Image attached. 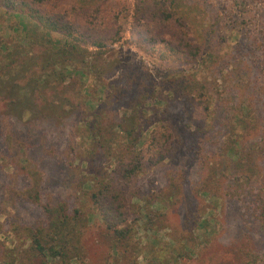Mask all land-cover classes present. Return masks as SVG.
<instances>
[{
    "label": "rangeland",
    "instance_id": "obj_1",
    "mask_svg": "<svg viewBox=\"0 0 264 264\" xmlns=\"http://www.w3.org/2000/svg\"><path fill=\"white\" fill-rule=\"evenodd\" d=\"M41 8L71 22L89 40L103 39L108 50L103 80L108 87L124 88V70L136 64L141 78L145 75L157 82L158 93L171 94L169 88L173 85L189 91L185 86H188V79L193 78L202 79L200 85L206 86L209 99L215 98L212 105L206 100L208 95L184 100L174 94V89L168 105L171 113L163 111L167 104H157V119L153 118L155 123L148 126L141 138L137 148L142 151V171L131 181L137 184L140 194L129 196L132 209L126 222L134 227V239L141 248L138 262L146 264L153 247L162 243L184 255L181 264H219L223 261L264 264V221L253 213L250 205L253 197L245 195V201H241L233 191L239 171H245L242 168L238 172L229 171L225 167L232 166V161L221 155V140H226L225 125L233 114L236 100L254 105L264 122V0H44ZM165 9L170 13L187 11L188 14L176 18L179 16L176 13L173 18H167ZM3 12L0 11V39L11 43L16 41L15 34L9 28L10 18ZM203 29L210 31L211 44H206L201 53L193 54L196 47L193 31ZM201 57L204 63L199 61ZM181 76L185 78L182 86L177 81L168 82L170 87L159 86L160 80L168 77L181 81ZM139 87L138 83L133 90L138 93ZM121 104L122 101L114 105L117 109L114 113L107 102V112L110 117L113 114L114 120H121ZM206 105L210 106V116ZM2 114L6 116L0 110ZM86 116L87 113L76 110L54 124L47 119L28 122L12 116V127H7L5 117H0V152L6 151L7 139H17L14 131L36 130L35 138L28 143V156L32 158L28 166L54 176L51 182L41 185L42 193L48 199L51 196L67 199L71 212L79 205L77 208L92 219L91 225H95L100 220L98 214H93L97 208L82 190L97 188L102 176L111 178L118 161L113 155L103 158L97 150L98 159L91 161L87 153L85 159H73L70 165L58 159L53 151L47 154L43 146L47 135L50 136L48 140L64 147L65 142L71 140L78 143L79 150L84 146L91 149L93 145L88 137L86 145L81 147L83 136H86L82 119L85 123L89 120ZM177 125L188 140L182 155L172 151L180 146L179 138L171 136L175 127L179 130ZM123 126L129 127L127 120ZM121 138L118 136L114 140L117 149H125ZM78 148L76 146V151ZM19 154L24 156L22 150ZM256 154L264 166V152L260 150ZM14 171L13 163L8 165L2 158L0 220L5 229L0 233V243L7 246L13 244L7 233L11 215H19L28 223L44 220L46 216L41 206L23 199L3 204L5 189L11 191L18 185ZM113 174L118 176L116 172ZM119 187L128 189L129 194L133 192V187L125 182ZM150 201L154 211L160 207L166 213L164 222L152 227L143 216ZM88 231L90 264H106L108 239L96 226ZM113 261L110 262L116 264Z\"/></svg>",
    "mask_w": 264,
    "mask_h": 264
},
{
    "label": "trees",
    "instance_id": "obj_2",
    "mask_svg": "<svg viewBox=\"0 0 264 264\" xmlns=\"http://www.w3.org/2000/svg\"><path fill=\"white\" fill-rule=\"evenodd\" d=\"M43 2L44 0H0V11L3 10L4 16L10 18L9 28L16 40L10 43L0 39V110L6 114L0 117H5L7 127H12V116L28 122L47 119L54 124L62 122L76 110L87 113L86 120L88 116L89 120L85 123L82 119L86 136H83L81 147L86 145L88 137L93 145L91 149L84 146L79 150L78 143L71 140L65 142L64 147L61 143L48 140L50 136L45 135L44 151L47 154H52L50 151H53L58 159L70 165L73 164V159L84 158L87 153L92 158L91 161L98 159L97 150L103 154V158L113 155L118 162L111 178L102 176L97 181V188L82 190L84 196H88L97 208L93 214L100 217L99 224L91 225L92 219L77 208L79 205L71 212L67 199L54 196L48 199L44 196L41 185L51 182L54 176L28 166L32 163L31 156H28V143L35 138L36 130L14 131L17 139H7L8 150L0 152V163L2 158L8 165L13 163V173L18 176L15 180L18 185L11 191L5 189L3 204L23 199L41 206L46 216L44 220L33 223L22 220L19 215L9 217L7 233L13 244L7 246L0 243V264H90L87 234L91 226L98 227L108 239L106 264L112 263V259L116 264H140L137 257L141 248L134 239V227L126 222L132 209L129 196L140 194L139 188L135 186L137 184L134 185L131 181L142 171V151L137 148L141 138L148 126L157 119V104H167L163 111L171 113L168 105L174 89V94L184 100L208 95L206 100L212 105L211 101L215 98L209 99L210 93L206 86L200 85L203 83L202 79H188V86L185 87L189 91L176 89L175 85L170 87L168 82L174 81L182 86L185 83L183 76L181 81L179 78L172 81L168 77L160 80L159 86H169L171 94L158 93L157 82L145 75L141 78L136 64L124 70V88L116 85L115 88H110V85L108 87L103 80L108 53L103 39L89 40L71 22L41 8ZM164 12L167 18H173L176 13L179 14L176 18H183L188 14L187 11L170 13L167 9ZM193 41L196 43L193 54L201 53L206 44H211L210 31H193ZM199 61L204 63V57ZM138 83L140 87L136 89V93L133 88ZM108 101L114 113H117L114 105L122 101L120 121L114 120L113 114L109 116ZM150 107L154 108L151 110ZM205 108L210 116V106L206 105ZM233 109V114L225 125L226 140H221V155L232 161V166H226V169L238 172L242 168L245 171L238 173L234 194L241 201H245V195L253 197L250 204L253 213L264 221V166L259 163L256 154L260 150L264 152V122L260 120L255 106L246 100H236ZM150 110L154 114H150ZM126 120L128 128L123 126ZM177 126L179 130L175 127L171 136L176 135L177 140L179 138L180 146L172 151L181 152L182 155L187 149L184 146L188 140L186 133ZM118 136L126 144L125 149L116 148L114 140ZM18 148L23 151L24 156L19 154ZM94 168L102 169L99 166ZM114 172L118 176L115 177ZM104 173L108 174L105 170ZM22 180L24 184H21ZM123 182L133 187L132 194H129L128 189L119 187ZM148 204L143 216L149 221V225L152 227L158 222H164L162 220L166 213L160 207L154 211L151 201ZM140 211L142 212L141 209ZM3 229L5 227L0 220V233L4 232ZM183 256L171 246L159 243L153 247L146 264H181ZM247 263L250 264L249 261ZM219 264L234 263L223 261Z\"/></svg>",
    "mask_w": 264,
    "mask_h": 264
}]
</instances>
